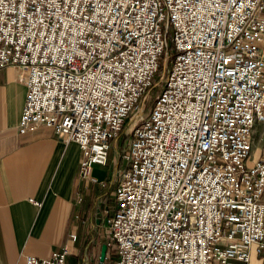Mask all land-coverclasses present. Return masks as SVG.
<instances>
[{
  "label": "built area",
  "instance_id": "1",
  "mask_svg": "<svg viewBox=\"0 0 264 264\" xmlns=\"http://www.w3.org/2000/svg\"><path fill=\"white\" fill-rule=\"evenodd\" d=\"M0 68L28 87L18 130L80 144L81 178L140 118L96 264H249L264 250V158L249 163L264 0H0ZM72 251L25 261L72 264Z\"/></svg>",
  "mask_w": 264,
  "mask_h": 264
},
{
  "label": "crops",
  "instance_id": "2",
  "mask_svg": "<svg viewBox=\"0 0 264 264\" xmlns=\"http://www.w3.org/2000/svg\"><path fill=\"white\" fill-rule=\"evenodd\" d=\"M27 92L12 69L0 68V264H26V255L45 257L66 242L73 248L67 257L72 264H90L87 259L96 256L97 261L107 240L98 241L91 232L94 219L103 221L99 217L103 211L110 215L116 207L98 206L100 196L109 194L105 185L112 180L93 173L100 164L93 166L90 177L81 178L80 144H65L51 127L18 130ZM251 153L249 163L264 158L261 121L254 129ZM31 196L42 205L33 203ZM74 232L78 238L72 241ZM251 255L249 264H264V250L253 245Z\"/></svg>",
  "mask_w": 264,
  "mask_h": 264
},
{
  "label": "rangeland",
  "instance_id": "3",
  "mask_svg": "<svg viewBox=\"0 0 264 264\" xmlns=\"http://www.w3.org/2000/svg\"><path fill=\"white\" fill-rule=\"evenodd\" d=\"M157 78V76H156ZM157 89H161V86H158ZM152 96L149 99H147V105L148 107H151L153 104V100H152ZM139 117H137L136 119H132L131 116H128L125 124H124V129L121 131V133L119 134V136H117L115 138V140L113 141L114 145L112 146L111 152H110V156H109V161L107 164H101V165H97L94 167V171L93 173L101 178H105L106 181L112 180L111 182H107V184L105 185L107 188L106 189H110L109 190V194L107 193V195H102L100 196V200L102 201L101 203L99 202L98 206L101 208V210H104L106 208V204H111V205H115L116 201H115V197L113 194V190L114 188H116V185L118 183V178H119V172L118 169L120 167H124L125 166V160L123 158H121L120 156H118V153L121 154V149L122 147H124V145L127 142V131L129 129H131L132 126L136 125L137 122L139 121ZM105 198V199H104ZM110 201V202H109ZM104 212L103 216H99L102 218H106L107 215ZM103 219V220H104ZM93 230L91 232L95 233V236L97 238L98 241H102L103 239H108L109 238V232L106 228V226L104 225L103 221L99 222L97 221V219H94V227L92 228ZM96 256H93V258H88L87 260L90 261V264H96Z\"/></svg>",
  "mask_w": 264,
  "mask_h": 264
},
{
  "label": "water",
  "instance_id": "4",
  "mask_svg": "<svg viewBox=\"0 0 264 264\" xmlns=\"http://www.w3.org/2000/svg\"><path fill=\"white\" fill-rule=\"evenodd\" d=\"M102 245L103 246H102V250H101V254H100L99 259H101L102 261H104V257L106 255V252L108 250L109 245L107 244V242H103Z\"/></svg>",
  "mask_w": 264,
  "mask_h": 264
},
{
  "label": "trees",
  "instance_id": "5",
  "mask_svg": "<svg viewBox=\"0 0 264 264\" xmlns=\"http://www.w3.org/2000/svg\"><path fill=\"white\" fill-rule=\"evenodd\" d=\"M104 241H106V242H107V240H104ZM108 249H110V247H109Z\"/></svg>",
  "mask_w": 264,
  "mask_h": 264
}]
</instances>
